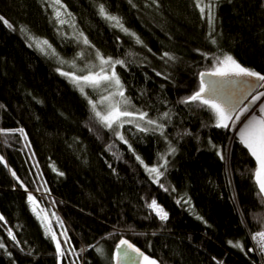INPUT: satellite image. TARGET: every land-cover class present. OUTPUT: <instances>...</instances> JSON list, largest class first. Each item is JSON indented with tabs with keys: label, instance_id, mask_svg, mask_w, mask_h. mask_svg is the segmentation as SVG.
Masks as SVG:
<instances>
[{
	"label": "trees",
	"instance_id": "trees-1",
	"mask_svg": "<svg viewBox=\"0 0 264 264\" xmlns=\"http://www.w3.org/2000/svg\"><path fill=\"white\" fill-rule=\"evenodd\" d=\"M61 1L78 35L58 24L47 0H0V16L12 25L0 22V126L23 129L0 138V264H112L122 239L159 264H259L252 234L264 231V198L256 163L230 127L215 126L210 108L183 101L199 90L200 72L216 70L225 54L264 75V0H213L212 24L195 0ZM100 5L135 36L103 18ZM22 29L47 39L57 58ZM84 49L124 61L116 71L132 109L162 132L128 125L125 144L100 123L57 70L61 58L73 60V68L62 67L86 71L76 69ZM167 155L155 183L143 164ZM33 191L58 211L62 224L52 214L53 227L61 224L73 244L63 256L31 208ZM152 200L167 220L148 207Z\"/></svg>",
	"mask_w": 264,
	"mask_h": 264
},
{
	"label": "snow or ice",
	"instance_id": "snow-or-ice-1",
	"mask_svg": "<svg viewBox=\"0 0 264 264\" xmlns=\"http://www.w3.org/2000/svg\"><path fill=\"white\" fill-rule=\"evenodd\" d=\"M54 4L58 7L55 11V16L58 19V22L63 25L66 23L64 19L61 18L62 12L61 8L64 7L61 4V0H54ZM196 7L199 8V11L201 14H204L207 9V16L210 24L214 23L215 21V15H214V3L213 0H208V3H204V0H195ZM99 14L105 18L106 20L113 23L115 27L120 28L125 33H129V30L124 27L123 23L121 22L120 18L114 15H111L107 12L105 7L103 5H100L99 7ZM70 15V14H69ZM0 22H3L6 24L9 28H12V25L4 19V17L0 16ZM132 36H135V33H129ZM137 43H140L139 38L137 37ZM83 42L85 44H88L89 41L85 37ZM43 44H47V41H43ZM212 43H215V40L212 41ZM97 57L100 61L101 67L99 71L92 72L89 71L87 75H76L74 72H61L62 75L66 77H70L71 82L79 87V90L81 93H84L85 88L84 85L91 86L93 88H98L102 84L107 83L109 86H112L116 89L115 92L111 93L110 96L104 97L101 102L104 100H110L113 96H119L121 99L111 103L109 105V110L106 114H102L100 111L96 110V104L92 101H89L92 110L95 114V117L98 118L100 123H102L105 127L109 129H113L114 126L116 128H122L125 123L127 124H134L135 127L142 132H148L150 130L156 131L159 130L162 132L163 125L158 124L156 120L149 119L148 114L143 111H129L125 107L124 110H122V105L127 106L130 104V101L125 98L124 91H123V85L120 81L119 76L117 75L115 71L116 65H123L124 61L122 60H113L111 57H104L102 54L97 52ZM168 58L169 60H175V57L171 56L169 53L165 52L163 53L162 58ZM103 65H111V72L109 74L108 71L105 70ZM59 71V69H58ZM229 74L239 75V76H248V77H256L260 81H264V75H261L260 73H257L255 71H252L248 68L243 67L240 65L233 56L231 55H223L222 60L218 61V66L212 75H218V76H227ZM205 73H201V81H200V88L198 91H196L191 96L187 97L183 102L189 103V102H200V104L207 106L210 108L215 116V126L219 128H229L232 125H230V121L235 123V121H239L241 116L248 112V108H244L240 110L238 113L235 112L233 108H227L224 105L216 102L215 100H210L205 98L204 94L207 92L211 94L212 91H214V86H206L204 83V77ZM262 96H264V92L260 93L257 96L253 97V102L256 100H259ZM261 113H264V106L260 108ZM165 117H167L169 114L164 113ZM123 118H129V119H123ZM139 121H146L148 125H155L156 127L154 129H149L148 127H141ZM10 131H16L23 133V129H16V130H4L0 129V133H7ZM116 135L121 139L125 144L128 143L127 140L124 139V136L117 131ZM239 140L240 142L248 148L250 151V154L257 162V167L253 173L254 179L256 184L259 188V193L264 194V115L261 116H253L251 119L247 121V123H244L243 127L239 129ZM170 151L174 152L175 149H170ZM137 160H141L139 156L136 157ZM223 158V157H222ZM3 160V157H0V161ZM141 163L143 161L141 160ZM167 161L165 159V164L161 165L159 167L153 166V167H146V170L150 174H154L155 181L159 182V177L163 175V172L161 171V167H164L166 165ZM60 175H63V173H59ZM13 176H15V172L12 173ZM163 187V185H161ZM28 200L32 202L33 204V211L37 212V215L39 216L41 212H44L45 210L43 208H40L39 211H37V207L39 205V202L36 200V197L32 194L28 195ZM187 202V201H186ZM179 203V201H178ZM148 207L152 209L156 215L159 217L160 220L165 221L168 218V213L160 206L158 205L156 200H152L151 203L148 204ZM4 217L0 216V220H3ZM202 219V218H201ZM44 221H46L45 227L48 230V233L51 234V238L55 240L56 242V249L57 252L63 256L64 250L62 249L61 243L59 239L56 236L55 231H53L51 227V221L48 219L47 215L44 217ZM57 222L62 224V221H59V218H57ZM9 236L13 241H16V236L14 233L9 230ZM66 235V230L64 233ZM260 238L262 241H264V231L256 233V235L253 237V239ZM230 244H232L233 247L242 248V245L239 242H232L229 241ZM126 246V247H125ZM5 245L3 243H0V249L4 248ZM94 247V246H93ZM261 250L264 251V243L261 244ZM83 251V249H81ZM96 251L101 252L102 249L97 248ZM132 253H135V255H132ZM9 255H11L9 253ZM137 257L141 258L144 262V264H159V261L152 259L145 255L141 250L134 245H132L127 240H120L119 244L117 245L116 252L114 255V259L116 261V264H121V261H125L126 264H136Z\"/></svg>",
	"mask_w": 264,
	"mask_h": 264
},
{
	"label": "rangeland",
	"instance_id": "rangeland-1",
	"mask_svg": "<svg viewBox=\"0 0 264 264\" xmlns=\"http://www.w3.org/2000/svg\"><path fill=\"white\" fill-rule=\"evenodd\" d=\"M47 1L49 2L51 8L53 9V12H54V15H55V11H56V8L58 6L54 4V0H47ZM61 4L64 6V7L61 8V12H62L61 18L66 21V23L62 25L64 30H67L69 33H72V34L74 33L75 35H78L79 34V30H78V27H77V25L75 23L74 18L72 17L71 13L68 11L67 7L64 5V3L62 1H61ZM57 21H58V19H57ZM58 24H60V23L58 22ZM21 32L25 35L27 41L30 42L32 45H34L36 48H38L39 50H41L42 52H44L45 54H47L49 56H52V57L54 56L55 58H57L58 54L56 53L55 49L48 42L47 39H44V38H41V37L34 36V35L29 34V33H26L23 29L21 30ZM75 35H73V36H75ZM76 37H78V36H76ZM43 41H47V44H43L42 43ZM80 56H81L80 58H83V59L80 60L81 61L80 62V66H76V69L77 70L79 69L80 71L81 70L83 71V69H86V71H84L83 73H78L77 71H74V73L76 75H87L89 73V71H92V72L99 71V69L101 67V64H100V61H99V59L97 57V52H93L90 55L89 51L84 49V51L81 53ZM59 61L60 62H58V64L60 66L57 67V70L59 69L60 73L61 72H73V71H70L69 69H66V68L61 66V65H65L67 67L73 68V60L68 62V61H64L63 59L60 58ZM103 67L110 74L111 65H103ZM115 71H116V66H115ZM116 73H117V71H116ZM66 78H68L71 81L70 77H66ZM75 87L79 90V87L77 85H75ZM84 88H85V91L82 94L87 98L88 102L89 101L94 102L96 104V110L100 111L102 114H106L107 113V111L109 110V105L111 103H114V102H116V101L121 99L119 96H113V97H111L110 100H104L103 102H101L104 97H108V96H110L111 93L116 91V89L114 87L109 86L107 83L102 84L98 88H93V87L88 86V85H84ZM123 91H124L125 98L128 99L124 88H123ZM89 104H90V102H89ZM90 106H91V104H90ZM121 107H122V110H124V108L126 107L127 110H129V111H136V110L132 109L131 103L129 105H127V106L122 105ZM91 109H92V106H91ZM147 118H149V117H147ZM123 119H129V118H123ZM139 123H140L141 127H148L149 129H154L156 127L155 125H148L146 123V121H139ZM157 123L160 124L158 121H157ZM128 125L135 126L134 124L125 123L122 128H116V126H114L113 129H111V130L115 134H116L117 131H119L124 136V139L126 140V138H125V127L128 126ZM168 157H169V155L165 156L163 158V160L161 161V163H159L157 165L149 166V165L143 164L145 170H146L145 166H147V167H153V166L159 167L161 165H164L165 164V159H166V161H167L166 165L164 167H161V171L163 172V175H164V173L166 171V168H167V164H168ZM146 172L148 173L150 178L155 183H157L155 181L154 174H150L147 170H146ZM163 175L159 177V182L158 183H160L161 178L163 177ZM33 196H35L36 200L39 202V205L37 207V211H39L40 208H43L45 210L44 212H41L39 216L37 215V212H35V214L41 220V222L43 223L44 227H45V224H46V221H44V217H45V215H47L48 219L51 221V227H52L53 231H55L56 236H57V238L59 239V241L61 243L62 249H64V243H62V239H66L67 235H64L62 233L65 232V228L63 226H61V224H60L59 225L60 226L59 227V231H58V230H56L53 227V223H52V214H53V218H56V219L59 218V220H60V216H58V211L54 209V205H53L54 203L52 204L51 201H49V199H47V196H46V194L44 192L33 191ZM157 203H158V205H160L166 211L165 207L160 202L157 201ZM32 207H33V204H32ZM52 210L55 211V213L52 212ZM45 230L48 233V230H47L46 227H45ZM256 233H258V232H256ZM48 234L51 235L50 233H48ZM67 238H68V236H67ZM114 252L115 251L113 249V251H112V259H111L112 261H113V253ZM257 259H258V257H257Z\"/></svg>",
	"mask_w": 264,
	"mask_h": 264
},
{
	"label": "water",
	"instance_id": "water-1",
	"mask_svg": "<svg viewBox=\"0 0 264 264\" xmlns=\"http://www.w3.org/2000/svg\"><path fill=\"white\" fill-rule=\"evenodd\" d=\"M214 72L215 70H202L200 72V74L205 73L203 77L205 85L214 86V91H212L211 94L207 92L204 94L205 98L215 100L227 108H233L236 113L245 107L249 109L248 112L241 116L239 121H235L234 124L231 121L229 122L230 125H232L230 130L235 134L237 140L240 142L239 129L243 127L244 123H247V121L253 116L264 115V113H261L260 111V108L264 106V96L253 102L254 96L264 92V81H260L256 77L239 76L234 74H229L227 76L212 75ZM200 74L199 78L201 81ZM246 149L250 154L248 148ZM250 156L252 157L251 154ZM252 159L255 161L257 167L256 160L253 157ZM261 195L264 198V194ZM116 248L117 246L115 247V252ZM132 255H135V253H132ZM113 264H116V261H114ZM121 264H126V262L122 260ZM136 264H143L142 259L137 257Z\"/></svg>",
	"mask_w": 264,
	"mask_h": 264
},
{
	"label": "built area",
	"instance_id": "built-area-1",
	"mask_svg": "<svg viewBox=\"0 0 264 264\" xmlns=\"http://www.w3.org/2000/svg\"><path fill=\"white\" fill-rule=\"evenodd\" d=\"M256 235L252 234V243L253 246L255 247L256 251V256L258 257V263L259 264H264V251L261 250V244L264 243L260 238L253 239V237Z\"/></svg>",
	"mask_w": 264,
	"mask_h": 264
},
{
	"label": "bare ground",
	"instance_id": "bare-ground-1",
	"mask_svg": "<svg viewBox=\"0 0 264 264\" xmlns=\"http://www.w3.org/2000/svg\"><path fill=\"white\" fill-rule=\"evenodd\" d=\"M128 97V96H127ZM129 99V98H128ZM0 129H1V126H0ZM0 138H2V133H0ZM145 164V163H144ZM147 165V164H146ZM150 166V165H149ZM29 194H32V193H29ZM28 194V195H29ZM30 204H31V208H32V210H33V207H32V202L30 201ZM64 242H65V246H67L68 247V249H73V244L71 243V242H69L68 240H66V239H62ZM114 255H115V252L113 253V261H112V263L115 261V259H114Z\"/></svg>",
	"mask_w": 264,
	"mask_h": 264
},
{
	"label": "flooded vegetation",
	"instance_id": "flooded-vegetation-1",
	"mask_svg": "<svg viewBox=\"0 0 264 264\" xmlns=\"http://www.w3.org/2000/svg\"><path fill=\"white\" fill-rule=\"evenodd\" d=\"M115 251V250H114ZM113 264V263H112Z\"/></svg>",
	"mask_w": 264,
	"mask_h": 264
}]
</instances>
